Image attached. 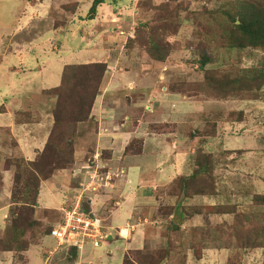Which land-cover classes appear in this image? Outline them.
<instances>
[{"label": "rangeland", "instance_id": "rangeland-1", "mask_svg": "<svg viewBox=\"0 0 264 264\" xmlns=\"http://www.w3.org/2000/svg\"><path fill=\"white\" fill-rule=\"evenodd\" d=\"M40 1L41 0L34 1V6H31L25 4V2H21L20 0H8V2L6 1V4H4L5 1L0 0V30L7 31L8 28L16 27V32L21 31L18 36H16L17 41L20 42V44H15L14 42L12 43L9 37L0 35V68H3L5 65L7 66L12 60H18L22 62V68L26 72L24 76H22V73L19 74L20 77L14 82V88H18V90L21 88H37L43 81H45V85L51 88L57 87L60 83L61 72L64 66L85 64L98 58V55H95V57L89 52H79L80 47L84 46L86 41L81 42L79 37L72 35L69 30L66 29L51 34L48 32L49 28H57L62 23V20L64 21L65 19H76V17H80V19H89V9L80 7L77 9L75 15H73L69 7L65 8L74 3L72 2L73 0H57L56 3L51 1L52 3L48 9H44V6H38L37 3ZM84 1L86 0H83L82 2ZM159 1L162 0H155V2ZM246 1L248 0H174L173 5L179 8L178 15L176 14L177 19H179V33L175 37H170L169 39L173 47V63L166 65L168 69L164 71L165 78L163 84L166 83L167 85H163L162 87L165 86L168 90H184L187 91L186 94L196 96L195 91L199 88V84L202 83L204 74V69L202 70L199 64L201 61L199 51H203L204 56H207L209 61L211 60L205 67V71H207L206 75L207 73L210 74L208 70H230L236 69L240 66L251 67L256 65L257 67L260 65L262 56L259 55L258 52H249L248 50L239 51L234 49L225 50L222 49L223 47L221 46L223 42H226L225 40L221 41L220 38L221 34L224 33L222 32V29L226 23V15L224 13L222 14V12L225 11V13H227V10H230L235 14L236 8L242 6L241 4ZM232 6H234V8L231 9ZM175 7L173 8L175 9ZM160 11L158 12V15ZM124 12L126 13L125 15L123 14L124 16H121V14L116 15L115 13H117V11L114 13L115 17L112 15L109 16L110 19H121V17H123L125 21H123L122 24L120 22V24L123 25L124 28H127L129 20L134 17V11H128L126 8ZM140 13L141 10L137 4L135 19L139 17ZM211 13L215 14L211 16ZM160 18L163 17L161 16ZM175 21L173 23L170 22V25L164 26L161 31L162 33L158 32L157 24L153 26L151 25L147 30H141V28L133 26L136 30L134 36L137 35L139 40H144L148 36L152 37L153 41H163L169 33L175 30ZM45 23H50L52 26H49L48 24L46 25ZM107 26V24H104V27ZM116 26L112 25L111 27ZM197 34L199 37H197ZM110 41L117 42L118 38L117 40L110 39ZM200 43H203V46H200ZM60 44H62V48L60 47L61 53H57L55 50L53 51V49L55 47L58 48ZM123 46V52L126 55L131 53V48H135L137 50L136 55L131 58L140 60L141 58L145 59V57H148L144 53L143 48H141L138 44L136 45L128 41L125 45L123 43ZM120 51H122V48H120ZM37 62H39V64H45L47 67L46 70L34 71V69L37 68ZM127 66L129 65H126V67ZM28 70H33V72H28ZM41 75H44L45 77L41 78ZM96 77L97 74L95 77L87 74L84 75L82 78V85L86 88L92 89L94 86L93 83L96 82ZM169 83L170 85L168 86ZM82 91V86L81 88H77L71 95H69V101L76 100ZM115 92L113 94L114 96L122 98L126 91L118 90ZM132 92L133 89L128 91L129 94ZM259 94L263 97L262 99L246 100L229 98L227 100H222L213 98L210 99V97H200L201 99H195L203 102L204 104L199 106V104L194 103L193 101L190 104L188 103V110L191 111L190 114H192L190 115V120L192 121V128L190 130L202 128L205 124L204 118H208L206 121L209 128L207 127L206 129L205 126V132L213 131V133H215V137H213V139L210 137L211 140H209L208 146L211 147V153L218 155L215 159L217 160L218 158L222 165H218L215 169L216 171L213 173L216 178L214 185V194L216 195L210 197L211 199L195 198L194 200H183V206H205L210 203L227 205L231 208H234L235 206L238 212L249 214L253 216L255 220L257 219V221L261 219L264 207L254 205L252 203V198L254 195H264V86L260 87ZM108 97L109 95H107L106 98ZM52 98L53 97L46 98L43 100V106L42 104L37 106L42 107V109L39 108L40 110L47 111V118L45 117L46 126H48L51 121L50 114L48 112H50L54 106V102H49V99ZM199 110L204 113L200 114ZM211 113L213 114L208 117ZM239 115L242 117V121L240 123L232 124L231 122H226V120L230 119V116L234 119ZM179 116L183 117L184 115L179 114ZM202 119L204 121H202ZM1 121H5V117L2 115H0V122ZM62 123L63 127L58 126L54 129V138L52 140L53 146L47 148V151L40 154L42 157L38 158L41 162L43 160V163L46 165L49 164L48 162H55L56 160L60 162L59 166L65 167L64 170L77 169L81 171V167L82 169H85L83 167L91 165L90 162L93 159V153L92 151L87 153L85 149L84 153L80 152L76 154L75 145L73 150V159L70 157L71 154H69L66 162L60 159L64 157L63 151L65 148V142L69 138L66 130L70 133L72 132L71 125L68 129H66L65 121H62ZM76 127L79 129V132L75 135V143L77 140L79 141L81 137H84L86 141L88 140V146L91 147L93 144V136H91V134L84 136V134L88 131L92 133V130L94 129V121L92 120L91 122L85 124L82 122L77 123ZM183 130L186 129H181L176 133L178 137H187V132L181 134ZM221 133L223 135H221ZM196 136L198 137L193 139L196 140L195 143H198L201 139H203L201 138L202 135L199 133ZM61 138H63V140H60ZM195 146V144L192 145L191 150L195 149L196 152L198 149H196ZM89 147L88 149H90ZM224 150L229 151L230 154H227ZM20 157L21 156L14 151L13 139L7 135L6 132H0V205L4 202H11L12 192L15 190L14 193H16V189H14L16 163H11V160H19ZM76 161L79 162V165H75ZM188 163H191V159H188ZM179 164L182 165L179 167L180 173L188 170V167L184 166L185 162H182L181 160ZM48 167H50V165H48ZM189 167V171L191 173L193 163L190 164ZM24 168L25 164L22 165L21 170ZM59 171H61V169L58 171L56 170L53 174ZM33 174L37 176L36 173ZM41 175L42 173L40 172V176ZM57 175L59 176L65 174ZM110 177H114L113 174L110 175ZM48 183H50V181ZM103 183L101 182V185ZM103 185H105V183ZM49 187L54 190L56 196L60 198L58 191L53 189V184H49ZM170 190L171 187L165 190L157 188L148 189L149 194H155L157 196V203L150 200H144L146 201L145 203L144 201L139 203L138 206L140 208L143 206L141 213H145L146 209L149 208L150 216L148 219L153 218L156 220L155 217L160 215L161 210L163 209V207L159 205H162L163 203H175V197H168L167 195ZM40 195L39 204L41 207L46 206L49 208H58V204L51 199L44 189L41 191ZM28 196L29 198L31 197L30 194ZM71 198L72 196L70 199ZM159 202L161 203L158 204ZM18 206L19 205L17 204H11L10 209L12 210V213L16 212V208H18ZM82 207L84 210L88 211L85 203L82 204ZM17 212L20 213V208ZM58 213L59 212L51 211L45 212L42 215V221L39 222L42 226L37 234L39 235V239L36 244H39L40 241L47 237L49 229H51L57 217H60V214ZM202 213L204 214L205 212L202 211ZM2 215V212H0V222H2ZM97 217L100 218L98 215ZM200 217L197 220L194 219V221L186 225H194L190 227H197L200 223L203 225L205 222L209 223L211 228H214L219 225L231 223V218L226 216L206 218V215L204 214L203 218ZM127 219L130 220L132 224L136 223V216L135 213L132 212L131 201L127 203L124 209L117 211L112 216L111 223L113 225H119L121 223V225L124 226ZM109 224L110 223L106 221V225ZM154 227L155 226L152 222H149L147 225H139L135 235L140 239H144L145 237V240L135 238L131 245L124 246L123 241L114 237L113 240H105L98 248L90 246L92 248L91 249L86 247L81 253H76L75 257L72 254L75 252L71 251V253H66L63 249L60 250L57 248L56 244L51 247L50 251L55 253L50 255L46 248H39L41 253L39 258H36L35 261L37 264H46L44 261L45 257H52V260L49 261L52 263L49 264H122L123 257L125 255H128V258L134 261V256L132 253H129V250L138 249V247L143 248L146 246L144 247L145 251L142 252L151 253L154 249H158L163 246L161 237L154 236L157 235ZM165 233L166 232H164V234ZM176 233H166V235H168V240H171L172 243H174L175 240L182 243V246L176 249V252L173 254L174 262L172 261V264H182V259L185 254H187V259L185 258L186 264H224L226 254H222L219 251L213 252L211 250L205 251L206 256L204 255L203 259L197 261V263L193 259L192 250L189 249V246L187 245L190 241H192L189 237L190 235L188 230H184L183 233ZM229 233L234 235V232ZM26 235H28L26 236V239H28L29 233ZM32 251H37V248H32ZM44 252H46V256L42 255ZM177 254L178 257L176 259ZM43 256L45 257L43 258ZM241 257L243 264H261L264 255L262 251H257L244 253ZM29 261L30 264H35L33 259H30ZM17 263L22 264V262L18 261Z\"/></svg>", "mask_w": 264, "mask_h": 264}, {"label": "crops", "instance_id": "crops-1", "mask_svg": "<svg viewBox=\"0 0 264 264\" xmlns=\"http://www.w3.org/2000/svg\"><path fill=\"white\" fill-rule=\"evenodd\" d=\"M1 1H5L4 4H6V1L8 2V0ZM20 1L34 6L33 2ZM41 1L37 3L38 6H44V9H48L50 4L52 2L56 3L57 0ZM82 1L73 0L72 2L74 3H67L74 5V10H70L73 15H75L77 9L80 7L90 9L92 0ZM140 1L144 0H116L114 2L108 0L97 7L96 14L92 19H80V17H76V19H65L64 21L62 20V23L57 28L52 27L48 29L50 34L67 29L72 35L78 36L81 42L86 41L84 46L80 47L79 52H89L94 56L98 55V58H93V61L85 64L104 63L106 65V71L91 109L90 117L94 121V129H91L92 133L88 131L84 134V136L89 134L93 136V144L89 147L88 140L86 141L84 137H81V141H79L75 149L76 154L80 152L84 153L85 149L87 153L92 151L93 159L90 162L91 165L86 166L88 170H86V167H83L85 169L81 167V171L77 169L61 170L53 174L51 178L41 182L34 212L35 219L39 222L42 221V215L45 212H59V208L70 204L69 202L72 200L74 193L79 189V183L85 181L97 169L96 173L99 177H102V183L104 182L105 185L103 183L97 193L88 190L86 193H88L87 197L90 201L85 199L83 203L86 204L88 211L100 217L103 228L108 233V236L111 235L112 237L109 240H113L115 237L123 241L124 246L131 245L135 238H139L135 235L139 225H147L149 222H152L155 226L154 230L157 232V235L154 236L161 237L165 220L161 215L156 216V220L153 218L148 219L150 209L147 208L145 213H141L143 206L141 208L138 206L144 200L157 203V196L155 194H149L148 189L157 188L165 190L171 186L173 180L177 177L187 176L186 174L190 173L189 165L192 164V156L195 153V149L191 150L192 145L195 144L196 149L201 147L205 152H212L211 147L208 146V142L211 140L210 137L205 138V141L198 146V143H195L196 140H193L196 139L195 137H198L196 136L198 133L200 134L205 129L207 124L206 119L208 118L205 117V121L202 119L205 122L202 128L190 130L192 128L190 115L192 114L188 110V103L190 104L193 101L199 104V106L204 103L196 100L194 97H190L189 94H184L178 90H168L165 86L162 87L163 85H167L166 83L163 84L165 78L164 71L168 69L166 65L173 63V54L165 62L161 63L155 62L148 57H145V59L141 58L140 60L131 58L136 55L137 50L135 48H131L129 55L123 52V43L125 45L134 38V27L137 21L135 19V11L137 4L139 7ZM150 1L153 4L161 2H155V0ZM126 8L128 11H134V17L130 19L131 21L129 20L128 27L124 28L121 25L125 21L123 17L121 19H110L109 15L114 16V13L117 11L115 13L116 15L121 14V16H124L126 14L124 12ZM45 24L52 26L50 23ZM104 24L108 26L104 27ZM112 25H115L117 28L111 27ZM16 29L14 27L8 28L7 31L0 30V35L9 37L12 43L20 44L16 36L21 31L16 32ZM108 38L114 40L118 38L119 42L110 41ZM60 47L62 48V44L58 48L55 47L53 51L55 50L57 53H61ZM120 48H122V51H120ZM22 65L21 61L12 60L7 66L5 65L3 68H0V115L5 117V121L0 122V132H6L13 139L14 151L16 153L21 157L23 156L22 158L27 161H33L38 152L44 147L52 125L51 119L48 126H46L47 111L40 110L42 107L37 106L41 104L43 106V100L53 96L43 94L44 90L52 89L45 85V81L37 88H21L20 90L14 88V82L20 77L19 74L22 73V76L26 74ZM126 65L129 66L126 67ZM46 68L45 64H39L37 62V68L34 71H43ZM28 72H33V70H28ZM41 76V78L45 77L44 75ZM130 89H133L131 94L128 93ZM118 90L126 91L122 98L113 95ZM107 95H109L108 98H106ZM49 102L55 103V98L49 99ZM200 110V114L204 113ZM17 112L29 113V120L27 119L25 122L16 121ZM179 114L184 116L180 117ZM181 129H186L181 134L187 132L186 136L188 138L177 136L176 133ZM221 135L223 134L221 133ZM213 137L215 135L212 136V139ZM188 159H191V163H188ZM181 160L185 162L184 166L188 167V170L182 173L179 171V167L182 166L179 164ZM75 165H79V162L76 161ZM57 174L65 175L58 176ZM112 174L114 177H110ZM106 175L108 179L104 180ZM49 181L50 183H48ZM49 184H53V189L58 191L60 198L56 196L55 191L49 187ZM43 189L58 204L57 209L40 206V193ZM71 196L72 198L70 199ZM168 197L172 196L168 195ZM195 198L211 199L203 196L188 200H194ZM129 201L132 204V212L136 216V223L132 224L127 219L124 226L121 223L119 225H113L111 223L112 216L117 211L124 209ZM167 205L174 204L163 203L159 206L164 207ZM10 206V202H4L0 205V212L3 214L2 222H0V238L8 222ZM199 217L197 216L184 222L181 228L184 229L194 226L186 224L194 221V219L197 220ZM59 220L60 217H57L52 227ZM106 221L110 224L106 225ZM199 226H202L201 223ZM140 240H145V237ZM161 240L164 245L165 239L161 237ZM55 244L54 239L47 235L39 244L30 246L24 253L26 263L30 264L29 260L33 259L35 264H37L35 259L40 256L41 252L39 248H46L50 255L51 247ZM144 247H138V249L129 251L143 250ZM32 248H37V251H32ZM207 250L213 252L219 251L222 254H226L224 264L227 263L230 251L225 249H205L200 259L194 258L192 253L193 259L196 262L200 261L204 255L206 256L205 251ZM45 254L46 252L42 255ZM186 255L185 258L187 259ZM46 259L50 261L52 257L45 258V262ZM0 264H15L13 253L0 251ZM184 264H186V260Z\"/></svg>", "mask_w": 264, "mask_h": 264}, {"label": "trees", "instance_id": "trees-1", "mask_svg": "<svg viewBox=\"0 0 264 264\" xmlns=\"http://www.w3.org/2000/svg\"><path fill=\"white\" fill-rule=\"evenodd\" d=\"M24 1L34 2L37 0ZM106 1L108 0H92L88 17L92 19L96 14L97 7L101 6ZM110 1L114 2L116 0ZM173 3L174 0H163L158 4H153L150 0L139 2L141 13L136 19V28L139 27L141 30H147L151 25L157 24L158 32H161L164 26L170 25V22L173 23L176 19L174 23L175 30L169 33L163 41H153L152 37L148 36L144 40H139L137 35L130 41L143 48L146 56L155 62L163 63L170 57L173 52V47L169 39L170 37H175L179 33V19H177L179 8L175 7ZM241 5L242 6L236 8L235 14L230 10H227V13H225V11L222 12V14L224 13L226 15V23L222 29L224 33L221 34L220 38L221 41L225 40L226 42H223L221 46L223 47L222 49L225 50L234 49L239 51L248 50L249 52H258V54L262 56L260 65L257 67L256 65L251 67L240 66L230 70H208V72L214 76L208 73L206 75L207 71H205V67L211 60L209 61L207 56H204L203 51H199V56L201 58L199 63L200 68L202 70L204 69L203 81L195 91L196 96L189 94L190 97L198 99H201L200 97H210V99L222 100H227L229 98L246 100L263 98L259 94V90L260 87L264 86V1L248 0ZM173 7H175V9ZM69 8L73 11L74 5H70ZM232 8H234V6H232L231 9ZM159 11L160 13L158 15ZM214 14L215 13H211V16ZM161 16L163 18H160ZM197 37H199L198 34ZM200 46H203V43H200ZM105 71L106 65L104 63L66 65L62 69L59 85L43 91V94L49 96L53 95L55 98L54 106L52 110L48 112L52 119V125L44 147L38 152L33 161H25L21 157L19 160H11V163H16L14 177V189H16V193H14L15 190L12 192L10 204H17L19 206L16 208V212L12 213L10 209L7 219L8 222L0 238V251L12 252L15 264H18L17 261L22 262V264H27L24 253L30 246L36 245L39 239V235L37 234L42 225L35 219L34 210L41 182L51 178L56 170H64L65 168L64 166H59L60 162L56 160L55 162H48L49 164L47 165L44 164L43 160L41 162L39 159L42 157L40 154H43V152L47 151V148L53 146L54 129L58 126L63 127L62 121H65L66 129L71 125L72 132L70 133L66 130L69 138L65 142L63 151L64 157L60 159L66 162L69 154H71L70 157L73 159L75 145L81 141L77 140L75 143V135L79 132L76 125L81 122L83 124L89 123L93 120L90 117L91 109ZM86 74L92 77H95L97 74L96 82L93 83L94 86L92 89L82 85V78ZM81 86L83 91L78 95L76 100L69 101V95L77 88H81ZM180 92L184 94L187 93V91L184 90H180ZM16 117V121L25 122L29 117V113L17 112ZM67 121L71 122L68 123ZM241 121V115L234 119L230 116V119L226 120V122L231 123ZM207 127L208 124H206V129ZM200 135H202L201 138L203 139L198 142L197 146L201 145L205 141V138L214 136L215 133H213V131L205 132L204 129ZM60 140H63V138ZM224 152L230 154L229 151ZM216 157H218V155L205 152L201 147L198 148L192 156L193 167L191 168V173L187 176L177 177L170 186L171 190L168 195L175 197L176 202L174 205L164 206L161 210L160 215L165 220L164 229L161 233V237L165 239L164 245L158 249H154L151 253L142 252L145 251L144 249L130 251L129 253H132L134 256V261L130 260L128 255H125L122 264H172V261L174 262L173 254L176 252V249L182 246V243L176 240L172 243L171 240H168V235H166V233H183L184 230H188L189 232V237L192 241L187 245L189 246L188 248L192 250L193 256L196 259L201 258V254L205 249L229 250L230 254L226 264H243L241 256L247 252L262 251L264 255V212L261 214V219L257 221V219L255 220L253 216L249 214L238 212L235 206L231 208L222 204H210L207 206L182 205L183 200L193 197L205 196L210 198L216 195L214 194L216 178L213 173L216 171L215 169L218 165H222L218 158L217 160L215 159ZM24 164L25 168L21 170ZM48 165H50V167H48ZM32 172L36 173L37 176ZM40 172L42 173L41 176ZM29 194L31 195L30 198L28 196ZM252 203L256 206L264 207V195H254ZM19 208L20 213L17 212ZM202 211L205 212L206 218L220 216L230 217L231 223L211 228L209 223L204 222L202 226L189 227L188 229L181 228L184 222L197 216L203 217L204 214ZM50 230L51 229L48 231V235ZM164 232L166 233L164 234ZM229 232H234V235ZM27 233H29L28 239H26V236H28L26 235ZM72 254L74 257L76 256V253ZM177 257L178 254L176 255V259ZM184 260L185 255L183 256L182 264H184ZM49 263L48 259H46V264ZM261 264H264V257Z\"/></svg>", "mask_w": 264, "mask_h": 264}, {"label": "built area", "instance_id": "built-area-1", "mask_svg": "<svg viewBox=\"0 0 264 264\" xmlns=\"http://www.w3.org/2000/svg\"><path fill=\"white\" fill-rule=\"evenodd\" d=\"M96 171L97 169L80 183V189L70 204L59 209L60 220L49 232L48 236L54 239L57 248L63 249L66 253L72 251L79 254L86 247L98 248L107 240L108 233L103 228L101 219L82 207L84 198L89 200L86 191L97 193L101 187L103 179ZM107 179L106 175L104 180ZM53 253L55 252L52 251L50 254Z\"/></svg>", "mask_w": 264, "mask_h": 264}, {"label": "water", "instance_id": "water-1", "mask_svg": "<svg viewBox=\"0 0 264 264\" xmlns=\"http://www.w3.org/2000/svg\"><path fill=\"white\" fill-rule=\"evenodd\" d=\"M111 238H112L111 235H109V236L107 237L108 240L111 239Z\"/></svg>", "mask_w": 264, "mask_h": 264}, {"label": "clouds", "instance_id": "clouds-1", "mask_svg": "<svg viewBox=\"0 0 264 264\" xmlns=\"http://www.w3.org/2000/svg\"><path fill=\"white\" fill-rule=\"evenodd\" d=\"M101 186H102V185H101ZM100 188H101V187H100ZM85 199H86V198H84V200H85ZM84 200H83V201H84ZM87 200H88V199H87ZM107 240H108V239H107Z\"/></svg>", "mask_w": 264, "mask_h": 264}]
</instances>
